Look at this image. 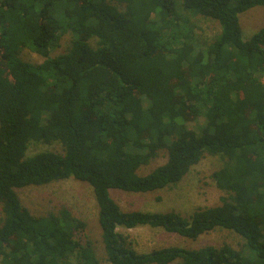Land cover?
Segmentation results:
<instances>
[{
    "label": "trees",
    "instance_id": "trees-1",
    "mask_svg": "<svg viewBox=\"0 0 264 264\" xmlns=\"http://www.w3.org/2000/svg\"><path fill=\"white\" fill-rule=\"evenodd\" d=\"M256 7L264 0H0V264H102L84 220L64 206L34 215L16 191L68 178L92 188L108 264H264V26L245 37L240 24ZM198 18L219 31L200 39ZM205 155L221 161L217 205L184 216L124 210L110 195L173 186ZM144 225L243 241L138 252L118 229Z\"/></svg>",
    "mask_w": 264,
    "mask_h": 264
},
{
    "label": "rangeland",
    "instance_id": "rangeland-1",
    "mask_svg": "<svg viewBox=\"0 0 264 264\" xmlns=\"http://www.w3.org/2000/svg\"><path fill=\"white\" fill-rule=\"evenodd\" d=\"M240 24L245 37L251 35L264 26V7H256L248 10L240 16ZM195 33L200 39L208 40L219 31L218 23L207 19H197ZM195 34V35H196ZM197 37V36H196ZM69 37L64 35L60 40L61 46L52 52L53 55L62 51L68 44ZM20 57L31 62L41 61L42 58L27 50L20 52ZM264 80V78H263ZM203 124V118L198 116L187 125L198 129ZM44 149H59L57 145L34 144L29 152ZM161 155L142 172H148L154 166L164 162ZM221 161L217 156L205 155L177 184L157 189L154 191L136 193L126 192L119 189H111V197L124 210L141 211H177L184 216H189L195 209L205 206H213L220 203L223 192L218 189L211 177V173L220 166ZM21 203L34 215H44L48 212H56L61 207L68 208L72 214L86 222L83 236L93 241L97 255L102 264L105 261L100 228L97 220V205L92 188L89 184L68 178L61 181L51 182L45 185H31L16 189ZM2 216L0 205V217ZM120 232L128 234L138 252H149L156 248L179 246L184 248H197L204 245L219 246L228 243L238 247L243 241L233 231L216 228L196 239H189L177 233L169 232L162 227H150L147 225L126 229L119 228Z\"/></svg>",
    "mask_w": 264,
    "mask_h": 264
}]
</instances>
